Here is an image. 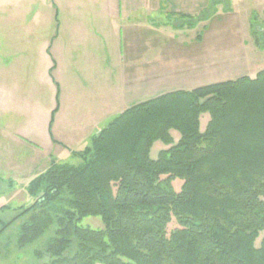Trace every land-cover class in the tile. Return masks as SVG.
<instances>
[{"label":"trees","instance_id":"1","mask_svg":"<svg viewBox=\"0 0 264 264\" xmlns=\"http://www.w3.org/2000/svg\"><path fill=\"white\" fill-rule=\"evenodd\" d=\"M211 8L178 20L192 28ZM159 141L165 148L154 160ZM73 155L81 164L52 160L27 184L33 203L0 219V236L23 219L22 249L51 231L36 252L49 264H264V238L255 246L264 230V70L134 105ZM87 217L104 229L80 226Z\"/></svg>","mask_w":264,"mask_h":264},{"label":"rangeland","instance_id":"2","mask_svg":"<svg viewBox=\"0 0 264 264\" xmlns=\"http://www.w3.org/2000/svg\"><path fill=\"white\" fill-rule=\"evenodd\" d=\"M162 1V2H161ZM0 0V10L12 11L15 8H52L60 10L59 21H64V11L81 10L85 11L82 17L88 24L89 17L93 11L122 10L120 17L115 19L112 26L115 31L114 37L104 38L93 32L91 28L84 33L73 32L71 26L60 32L63 37V53L60 62L54 59L47 63H38L35 67V74L42 75L39 82L36 78V102L34 112V123L29 138L42 140L43 134L49 137L48 124L51 120V112L57 106V92H59L58 104L61 109L53 121L51 128L57 140L64 145L50 147L43 143L45 148L44 156L52 155L57 157L60 163L73 166L81 164V159L74 156L73 152L84 149L89 138L96 134L97 129L90 126V120L97 117L100 128L105 127L113 117L119 115L124 109L130 107V103H142L151 98L149 94L142 91L141 96L131 95L123 92L121 86L122 74L132 76L135 64L144 60H161L163 51L167 58L173 62L196 64L195 78L206 86L213 83L235 80L243 76L254 78L256 74L264 70V29L262 33L254 34L251 21L255 27L264 28V0H227L216 4L211 8L214 0ZM116 5V7H115ZM167 8L178 13L196 16L204 14L209 9V19L199 22L190 28L187 21L173 19L171 24L179 26L184 24L178 35L162 23L168 22L165 11ZM142 10L130 13L131 10ZM145 10L148 16H145ZM165 10V9H162ZM121 12V11H120ZM73 19V18H70ZM133 22V23H132ZM194 24V23H193ZM108 25V27L110 26ZM108 30V29H107ZM109 28L108 33L113 31ZM259 38L260 44L255 45ZM109 41V50L106 48V41ZM147 41V44H145ZM108 43V42H107ZM150 43V44H149ZM166 43L164 49L163 44ZM155 45L154 48L152 45ZM173 44V47L171 45ZM157 45V46H156ZM170 50H168V48ZM172 54V55H171ZM110 58V59H109ZM110 60V67L106 70L110 77H113L115 85L110 91L116 92L112 98L109 112H97L98 98L102 92H97L98 72L104 69L106 60ZM47 67H56L51 73ZM46 73V76L44 75ZM103 75V73H101ZM45 76V77H44ZM102 84V80L100 81ZM198 87V86H197ZM131 96H130V95ZM131 101V102H130ZM136 105V104H134ZM92 109V111H91ZM46 120V121H45ZM89 120V122L87 121ZM209 120L208 114H203L200 119L201 131H204ZM96 126V125H95ZM99 128V129H100ZM25 128L20 131L27 135ZM43 133V134H42ZM174 139L177 141L179 134L174 132ZM39 141V143H40ZM86 141V142H85ZM164 145L159 141L151 149V158L156 159ZM57 155V156H56ZM42 160V159H41ZM42 161V167L34 172H29L26 177H15L14 183L9 186V172L5 171L6 163L0 157V208L8 207L0 212V219L7 222L14 218L20 207H28L33 199L26 193V185L38 175L42 174L46 162ZM45 172V171H44ZM19 179V180H18ZM175 190H179L181 182H173ZM23 219L17 220L0 236V264H49L50 257L45 255L36 257V252H41L47 240L52 235L49 231L39 240L20 249L17 246L18 232ZM82 227L93 230L104 229L100 217H87L80 223ZM174 225L171 226V228ZM264 238V230L259 234L255 246H259ZM100 264V263H97Z\"/></svg>","mask_w":264,"mask_h":264},{"label":"crops","instance_id":"3","mask_svg":"<svg viewBox=\"0 0 264 264\" xmlns=\"http://www.w3.org/2000/svg\"><path fill=\"white\" fill-rule=\"evenodd\" d=\"M166 9V7L160 9V11H165L164 14L166 13L168 18V22L162 24L178 35L180 29L177 25L171 23L173 19H177L178 15L183 13ZM138 11L142 10H131L130 13ZM60 12V10L52 8L23 9L19 7L12 11L0 10V157L6 163L3 166H5V171L10 174L8 177H12L11 181H8L9 186L14 183L13 178L17 180L15 177H26L29 172H34L37 168L42 167V161L45 158L47 163L42 172L48 169L52 160L59 162L60 159L57 157L44 156L45 148H43L42 142L50 147L64 145L55 137L54 129H49V124V137L42 133L43 137L41 141L39 140L40 143L29 138L31 137V129H28V127L34 123V112L36 110V78L39 82L43 78L42 75L36 77L34 66L44 62L49 64L52 59L55 62H60L59 59L63 53V37L60 32L66 33V31H63L65 28L68 29L71 26L73 32L84 33L88 31L86 28L88 27L93 32H96V29L100 36L110 39V37L116 35L110 24L114 26L115 19L122 14V10L118 12L115 9L93 11L92 14H87L89 20L86 25V21L82 17L87 12L81 10L64 11L62 12L64 17L69 19L59 21L57 18ZM144 12L145 16H148V11L145 10ZM108 25L110 26L108 27ZM109 28L113 30L112 33H108ZM145 44H147V41H145ZM162 44L165 49L166 43ZM105 45L109 50V41H106ZM152 46L156 48L154 44ZM171 47H173V44ZM165 54L170 55V53L163 51L164 57L161 60L147 59L135 64L134 70L131 72L132 76H128L127 73L122 74L121 86H123V92H129L131 95L136 92L135 95L141 96L142 91H145L151 98H155L170 92L190 91L197 88V86L200 87L197 84L202 83L195 78V60L194 62H177L175 64L173 59L171 57L170 59L167 58ZM106 62L104 69L100 70L97 75L96 89L97 92H102V94L95 96V98H98L97 107H100V110H96V114L100 111L109 112L110 105H113L112 98L116 94L115 90L110 91L115 87V85H112L114 83L113 77L109 76V72L108 77H106V70L111 68L108 65L111 61L107 59ZM47 69L51 73L54 69L56 70V67H47ZM44 75L46 76V73ZM101 80L103 81L102 84ZM130 104H132L130 105L132 107L134 104L139 103ZM60 110L58 108L54 116V122L61 113ZM87 121L89 122V120ZM90 123V126L97 129L96 134L104 128H100V124H97V117L91 119ZM23 128L28 133L27 135L20 131ZM96 134H93V136ZM93 136L89 138L86 145L89 144Z\"/></svg>","mask_w":264,"mask_h":264}]
</instances>
